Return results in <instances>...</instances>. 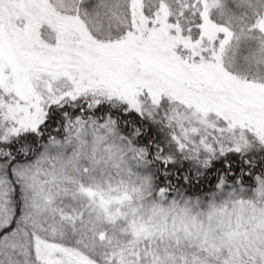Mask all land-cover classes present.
Segmentation results:
<instances>
[{"label":"snow or ice","instance_id":"snow-or-ice-1","mask_svg":"<svg viewBox=\"0 0 264 264\" xmlns=\"http://www.w3.org/2000/svg\"><path fill=\"white\" fill-rule=\"evenodd\" d=\"M0 264H264V0H0Z\"/></svg>","mask_w":264,"mask_h":264}]
</instances>
